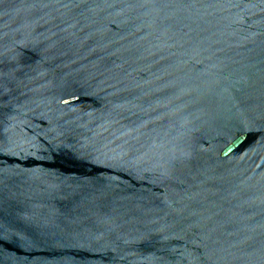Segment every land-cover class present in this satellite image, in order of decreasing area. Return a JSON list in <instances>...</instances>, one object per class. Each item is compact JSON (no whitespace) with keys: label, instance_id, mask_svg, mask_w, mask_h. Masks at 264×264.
<instances>
[{"label":"water","instance_id":"95a60500","mask_svg":"<svg viewBox=\"0 0 264 264\" xmlns=\"http://www.w3.org/2000/svg\"><path fill=\"white\" fill-rule=\"evenodd\" d=\"M0 264H264V0H0Z\"/></svg>","mask_w":264,"mask_h":264}]
</instances>
